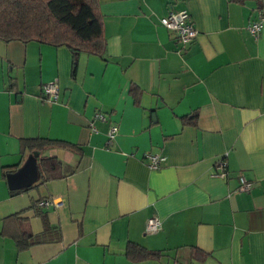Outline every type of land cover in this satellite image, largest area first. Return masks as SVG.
Instances as JSON below:
<instances>
[{
  "label": "crops",
  "instance_id": "1",
  "mask_svg": "<svg viewBox=\"0 0 264 264\" xmlns=\"http://www.w3.org/2000/svg\"><path fill=\"white\" fill-rule=\"evenodd\" d=\"M97 2L102 57L0 39V264H264V20L256 36L247 28L264 0ZM170 9L190 13V43L160 23ZM33 138L79 149L50 145L36 163L54 156L63 174L39 182L38 171L11 194L4 172L23 165L32 152L21 141ZM147 152L165 160L150 167ZM239 174L248 190H236ZM41 198L53 202L32 205ZM39 210L55 230L18 249L5 217L20 212L38 232ZM151 215L158 229H146ZM129 241L160 254L132 260Z\"/></svg>",
  "mask_w": 264,
  "mask_h": 264
},
{
  "label": "trees",
  "instance_id": "2",
  "mask_svg": "<svg viewBox=\"0 0 264 264\" xmlns=\"http://www.w3.org/2000/svg\"><path fill=\"white\" fill-rule=\"evenodd\" d=\"M97 0H0V39L9 41H36L53 46H66L76 57L77 54L87 53L102 57L105 51L102 17L99 13ZM131 92L133 89L131 88ZM196 115L182 117V123H195ZM50 145H60L71 150H77V145L60 140L47 138L23 139L22 151L40 153ZM29 153V154H30ZM39 182L56 178L64 164L54 156H40L37 162ZM71 168L68 172H72ZM7 170L4 174L6 175ZM30 186L9 189L11 194ZM32 205L41 209L38 202ZM42 218L43 228L33 232L27 225V219L20 212L12 213L4 219V223L15 221L17 231L12 233L18 249L26 248L33 243L42 242L54 231L46 214L38 211ZM125 254L132 260L149 256L158 257L160 251L147 249L141 244L129 241Z\"/></svg>",
  "mask_w": 264,
  "mask_h": 264
},
{
  "label": "built area",
  "instance_id": "3",
  "mask_svg": "<svg viewBox=\"0 0 264 264\" xmlns=\"http://www.w3.org/2000/svg\"><path fill=\"white\" fill-rule=\"evenodd\" d=\"M264 20V13H260L258 18L251 21L247 28L249 32L256 36L261 29L262 22ZM160 23L167 29L176 33L177 39L182 44L190 43L197 35V30L193 25L190 13L186 9L173 10L170 9L164 16L160 18ZM42 92L44 97L49 101H55L58 99L59 91L56 82H47L42 85ZM102 120L105 119V115L102 113L97 114ZM117 131V126L113 125L110 128L109 136L113 137ZM147 163L150 167H159L165 160V155L161 153H146ZM223 159H218L216 162L215 174L222 177H227V169ZM239 184L236 187L238 191H245L251 187V180L244 174L238 176ZM53 202V199L43 198L38 202L39 205H48ZM161 221L158 216L151 215L146 219V229L155 230L160 227Z\"/></svg>",
  "mask_w": 264,
  "mask_h": 264
},
{
  "label": "water",
  "instance_id": "4",
  "mask_svg": "<svg viewBox=\"0 0 264 264\" xmlns=\"http://www.w3.org/2000/svg\"><path fill=\"white\" fill-rule=\"evenodd\" d=\"M37 153L28 156L21 167L15 171H9L6 174L8 185L10 188H20L31 185L38 177V169L36 163Z\"/></svg>",
  "mask_w": 264,
  "mask_h": 264
}]
</instances>
